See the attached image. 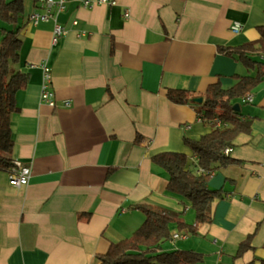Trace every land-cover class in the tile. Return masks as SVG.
<instances>
[{"label":"crops","instance_id":"0c3cea01","mask_svg":"<svg viewBox=\"0 0 264 264\" xmlns=\"http://www.w3.org/2000/svg\"><path fill=\"white\" fill-rule=\"evenodd\" d=\"M38 9L25 0L19 66L28 82L16 93L10 121L13 158L31 174L19 187L8 183V172L0 175V264H97L110 241L143 222L140 206L193 223L189 200L167 189V174L151 157L183 152L193 168L184 138L198 139L210 125L191 103L170 101L166 90L201 97L217 77L229 86L233 74L254 73L217 47L255 40L264 0H114L91 7L66 0L55 13L65 28L56 43L52 20L28 19ZM234 22L237 32L230 30ZM41 60L50 67L55 106L40 100L41 69L28 66ZM248 94L250 100L235 103L251 119V132L238 134L228 152L239 162L208 181L225 190L212 202L211 220L196 234L165 240L162 250L202 253L195 264H258L264 256V80ZM169 228L171 235L183 232L175 221ZM251 232L250 247L236 256Z\"/></svg>","mask_w":264,"mask_h":264},{"label":"trees","instance_id":"16d2710c","mask_svg":"<svg viewBox=\"0 0 264 264\" xmlns=\"http://www.w3.org/2000/svg\"><path fill=\"white\" fill-rule=\"evenodd\" d=\"M37 2V0H35ZM25 0H0V170L8 172L14 165V141L11 116L18 110L16 93L28 82V73L20 69L21 18ZM258 37L236 46H218L220 53L241 62L252 74H233V83L222 85L219 77L210 82L200 94L197 103L195 91L183 88H168L167 98L175 103L188 102L195 106L197 116L208 122L210 130L198 139L184 138L196 159L194 167L187 163L183 152L163 151L152 155L154 164L167 174V189L186 197L194 214V222L188 223L167 212L140 206L144 212L143 222L129 236L110 241L105 252L97 254V264H195L202 260V253L178 249L164 251L161 244L171 237L169 225L176 222L177 229L196 234L200 223L211 220V205L214 199L225 193L223 187L211 189L208 181L219 168L239 162L225 153L240 133L251 132V119L233 109V104L264 80V24L257 26ZM217 118L216 123L213 118ZM203 169L197 172L196 168ZM80 213L79 216H88ZM249 233L238 245L236 256L250 247ZM264 247V244H263ZM264 264V256L257 259ZM245 264H255V260Z\"/></svg>","mask_w":264,"mask_h":264},{"label":"built area","instance_id":"2783aa9c","mask_svg":"<svg viewBox=\"0 0 264 264\" xmlns=\"http://www.w3.org/2000/svg\"><path fill=\"white\" fill-rule=\"evenodd\" d=\"M66 0H37L38 10L31 12L28 15V19L34 25L42 21H53V31H52V42L56 43L58 38L65 32V28L55 20V13L63 11L65 8ZM101 3H114V0H82V4L86 7H91L94 4ZM124 16L127 18L129 16V12L126 9L124 12ZM76 23V21H73ZM240 29V24L238 22L232 23L230 26V30L232 32H237ZM29 67L38 66L42 71V82L40 89V100L50 106H55L56 98L54 90L51 86V72L48 63L45 60H41L37 63L28 64ZM245 100H250L251 96L247 94L244 98ZM63 106H69L70 101L63 100ZM198 119L202 121L201 117L198 116ZM213 120L216 123H219L218 119L215 117ZM208 123V122H207ZM231 147H226L224 149L225 153L230 151ZM197 172L203 171L202 168L197 167ZM31 174V169L29 166L24 165L19 159L14 160V165L11 170L8 171V183L12 186L19 187L28 182ZM187 232H176L171 235V238L177 237H186Z\"/></svg>","mask_w":264,"mask_h":264},{"label":"water","instance_id":"95a60500","mask_svg":"<svg viewBox=\"0 0 264 264\" xmlns=\"http://www.w3.org/2000/svg\"><path fill=\"white\" fill-rule=\"evenodd\" d=\"M194 101L199 103L202 101V97L198 96V97L194 98ZM233 109L236 111H239V106L237 103L233 104Z\"/></svg>","mask_w":264,"mask_h":264},{"label":"rangeland","instance_id":"374dc122","mask_svg":"<svg viewBox=\"0 0 264 264\" xmlns=\"http://www.w3.org/2000/svg\"><path fill=\"white\" fill-rule=\"evenodd\" d=\"M0 175H1V176L6 175V171H4V170H0Z\"/></svg>","mask_w":264,"mask_h":264}]
</instances>
